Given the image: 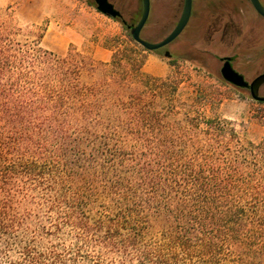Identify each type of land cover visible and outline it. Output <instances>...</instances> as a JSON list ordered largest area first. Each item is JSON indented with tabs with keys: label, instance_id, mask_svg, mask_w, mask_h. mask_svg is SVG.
<instances>
[{
	"label": "trees",
	"instance_id": "trees-1",
	"mask_svg": "<svg viewBox=\"0 0 264 264\" xmlns=\"http://www.w3.org/2000/svg\"><path fill=\"white\" fill-rule=\"evenodd\" d=\"M114 20L124 45L94 62L0 18V264H264V177Z\"/></svg>",
	"mask_w": 264,
	"mask_h": 264
},
{
	"label": "rangeland",
	"instance_id": "rangeland-1",
	"mask_svg": "<svg viewBox=\"0 0 264 264\" xmlns=\"http://www.w3.org/2000/svg\"><path fill=\"white\" fill-rule=\"evenodd\" d=\"M109 1L128 24L137 23L141 0ZM259 1L264 7V0ZM182 6L183 0H149L142 39L157 42L167 36ZM0 18L18 29L19 41L33 42L41 33L39 47L60 57L78 53L108 62L126 40L121 22L99 13L93 0H0ZM164 51L172 57H164ZM142 55L143 73L169 75L177 83L179 115L188 112L228 121L222 145L242 163L238 174L264 177V102L224 83L219 73L223 57H232L233 68L248 82L264 73V18L249 0H192L182 33L160 55L146 50ZM258 91L264 96V83Z\"/></svg>",
	"mask_w": 264,
	"mask_h": 264
},
{
	"label": "water",
	"instance_id": "water-1",
	"mask_svg": "<svg viewBox=\"0 0 264 264\" xmlns=\"http://www.w3.org/2000/svg\"><path fill=\"white\" fill-rule=\"evenodd\" d=\"M96 10L102 15L112 18V19H121V13L110 3L109 0H93ZM254 11L261 17L264 18V7L261 5L259 0H249ZM192 10V0H183L182 10L179 16L177 23L170 33L165 36L163 39L157 42H148L141 37V30L143 29L149 15V0H141V14L137 23L130 28V35L132 40L137 43L144 50L153 52L165 48L169 43L174 41L185 29L186 25L189 22ZM163 56L170 58V53L168 51L163 52ZM223 64L220 68V77L222 80L237 88V89H250V97L259 102H264V97L257 96L253 91V84H249L244 76L237 72L231 65V58L225 57L223 59Z\"/></svg>",
	"mask_w": 264,
	"mask_h": 264
},
{
	"label": "flooded vegetation",
	"instance_id": "flooded-vegetation-1",
	"mask_svg": "<svg viewBox=\"0 0 264 264\" xmlns=\"http://www.w3.org/2000/svg\"><path fill=\"white\" fill-rule=\"evenodd\" d=\"M163 49V48H162ZM225 57H223V58H219V61L221 62V66H222V64H223V59H224ZM231 58V65H232V60H233V58L232 57H230ZM233 67V66H232ZM221 68V67H220ZM235 69V68H234ZM219 71H220V69H219ZM220 73V72H219ZM245 78V77H244ZM246 80V79H245ZM247 81V80H246ZM248 82V81H247ZM249 84H253V91H254V93L257 95V96H260V97H264V96H261V95H259V87H260V85L261 84H263L264 83V73H262V74H260V75H258L257 77H255L253 80H251L250 82H248ZM240 90H244V91H247L248 93H249V95H250V89L247 87V88H244V89H240Z\"/></svg>",
	"mask_w": 264,
	"mask_h": 264
}]
</instances>
